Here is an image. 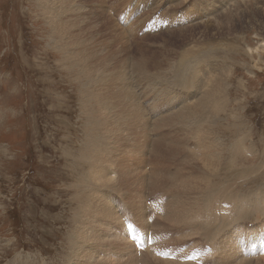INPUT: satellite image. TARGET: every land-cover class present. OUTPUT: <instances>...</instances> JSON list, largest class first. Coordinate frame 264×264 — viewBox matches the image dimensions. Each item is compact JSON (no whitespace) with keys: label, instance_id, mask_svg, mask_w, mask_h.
Returning <instances> with one entry per match:
<instances>
[{"label":"rangeland","instance_id":"1","mask_svg":"<svg viewBox=\"0 0 264 264\" xmlns=\"http://www.w3.org/2000/svg\"><path fill=\"white\" fill-rule=\"evenodd\" d=\"M186 56L199 60H190L194 62V68L189 67L193 68L190 82L196 83L189 85L179 79ZM82 65H96L99 70L119 65L116 74L124 68V85L140 106L137 113L142 114L143 123L132 114L119 120L121 114L103 106L99 102L102 85L94 77L91 85L80 71ZM197 73L200 78L195 77ZM220 74H225L223 82L217 77ZM210 86L222 89L215 96L221 103L218 111L211 106L216 117L209 111L206 117L196 115L185 130L184 123L168 121L198 101ZM202 123L212 127L210 140L215 137L223 151L215 188L227 185L231 196L249 195L257 187L264 190V0H0V264H70L74 250L78 254L74 262L86 264L84 258L94 246L90 232L98 221L96 196L90 194L100 190L122 202V194L132 190L121 184L123 191L112 186L113 193L96 177L92 190L87 178L92 154L95 157L96 151H103L113 163L121 161L120 157L126 161L148 157L146 197L158 198L156 194H162L166 185L152 193L155 178L150 176V167L157 166L159 147L182 141L191 148L195 141L188 134ZM141 146L143 153L134 152ZM238 152L239 159H235ZM178 159L167 169L174 168L171 172L182 177L197 174L198 166L187 164L188 168ZM250 168L252 173L247 174ZM258 216H247V222ZM86 217L91 222L88 227ZM260 224L252 228L264 231ZM184 232L177 231L174 238ZM102 239L101 260L117 264L118 245L107 235ZM83 243V248L87 246L82 251ZM258 246L256 251H261L260 242ZM258 257L255 254L256 260L250 262L264 264Z\"/></svg>","mask_w":264,"mask_h":264},{"label":"bare ground","instance_id":"2","mask_svg":"<svg viewBox=\"0 0 264 264\" xmlns=\"http://www.w3.org/2000/svg\"><path fill=\"white\" fill-rule=\"evenodd\" d=\"M67 10H68V7H67ZM217 19L218 21L217 20L215 21L216 23L218 22L219 24L220 19L219 18ZM211 24L215 25L213 22ZM194 58L197 59L195 62L199 61L197 56L193 57V60ZM191 59L188 60L186 56V60H184L186 66H184V62H183L182 68L180 67L181 77L179 79L183 85L193 84L192 82H194V81L190 82V76L193 75L192 70L194 68L192 65L194 62L191 63L193 61ZM121 61L125 62V58L121 59ZM199 63H196V64L198 65ZM118 66L119 65L117 66L115 65L114 67L110 68V65H105L103 66V70H99V68L96 65H82L80 68V71L86 73V75L88 76V81L90 80L89 82L92 83L91 85H93V82L95 81V80L93 81V77L94 79L97 78L96 80L98 84H101L102 85L101 88L103 89L102 93L99 94V102H101L103 106L110 108L115 113L121 114V116L123 117L120 118L119 120L121 119L124 120L125 119L124 117H126V115L132 114L134 117V120L140 119L141 123H143L144 119L141 116L142 114H138L140 113L139 111L141 108L138 105V103H136V101L134 102V98H133L134 96L132 95L131 92L127 91V87H125L126 84H125V78L123 75V72H125L123 71L124 68L123 69L121 68V70L119 69L120 71H118L117 74L115 73ZM178 66L179 65L177 63L176 65L177 69H178ZM190 66L193 67L191 70L189 68ZM200 67H202L201 64H200ZM197 68L198 67H196L195 69ZM219 69H221V67ZM217 71L219 70L217 69ZM224 72L225 71H222L221 73H224ZM227 72H230V70ZM175 74L176 76L179 75L178 72ZM147 75L148 74H146V76ZM197 75L198 73L195 74V77H198ZM223 75L225 74H220L219 76L217 75L215 76L220 78V81H221V78H225V76ZM215 85L216 83L214 84V86ZM196 86L199 87V84H196ZM214 86H210L207 89L205 95L201 96V98L198 101L194 103L191 102L190 105L187 104V106H185L181 110H178V111L176 110L177 112L175 114H172L171 118H169L168 121H171L173 119V120L178 121L180 124L184 123L182 127L183 129L185 128L186 123H188L189 125V122H190V125H192V123L195 122V121L192 122V119L197 118L196 115L202 114L203 116L206 117L207 116L206 113L209 111V114L216 117L213 114V111H212L213 109L211 106H213L214 109L218 111V108L216 106H219L221 103L215 101V96L220 94V92L222 94V91H221L222 89L214 88ZM213 88L215 90H213ZM192 89L193 88H191V91ZM200 90L198 92H200ZM145 119L149 120V118H145ZM107 122L108 123L112 122V118L107 117ZM213 125L211 123V126ZM208 126L210 125L207 123H202V127L199 126L195 129H192L193 128L192 127L191 128L192 130L189 129L191 131L190 134H188L185 131V134L187 133L188 135H190V137L193 138L192 141L193 140L195 141L194 143H192L191 140L190 141L188 140L189 142H191L190 143L191 148L188 147V145H186L187 147H185V145L182 143L181 140H180L181 143L178 145H170V146L164 145V146H167V148L166 147L163 148L162 146L159 147L161 150L158 152L157 157L154 155L156 157L157 166H154V168L150 167V170H151L150 176L152 177V179L155 178V180H152L153 182V192L152 193L156 191H160L159 187L166 185L161 188V190H163L162 194H160L161 192L160 193L158 192V195L156 194L158 198L155 197L152 199H148L146 197V191H147L146 183L149 180L147 177L149 174H147V172L145 171V168L146 166H149L147 163L148 157L144 156V158H142L141 161H139L140 158H136V160L128 159L126 161L124 160V158L119 156L121 158V161L116 160L113 163L112 161L106 159V156H104L103 151L101 152L96 151L94 154L95 157H93V154H92L90 158V161L92 163L89 167V170L87 169L88 170L87 174H89L87 178L92 182L91 183L92 190H93V178L94 177H96V179L100 181L102 185L104 184L105 185L104 188L108 189L109 191L113 190L112 186L116 189V186L120 187L121 184H125V187L127 186L128 188L132 190L122 194L125 196L123 198L124 200L122 199L124 202L123 201L120 202L119 200H112L111 198L107 197V194L106 195L101 194L100 190L98 192H92V194H90L94 197L96 196L95 198L96 200L94 199L93 200L96 202L95 203L96 210L99 208V211L97 212L96 210H94L95 204L93 205L94 207L93 210L95 213L94 216L99 221L98 222L95 218V220L97 221V225L95 223L93 224H95L96 226H99L100 229L101 228H104V229L103 230L99 229V231H97L96 226H93L94 227L93 230L90 228L93 231V232L91 231L90 233L91 234L93 233L92 245L94 246H92L93 249L90 248L92 251L91 255H89L88 258H84V259H87L86 264H107L106 259L103 258L104 260H101L100 258V254H101L100 250H103L102 245L104 243L102 237L105 235L108 236V238L110 239L109 241L112 240L114 243L116 242V244L118 245V247L116 248L118 249L117 254L119 255V260H117L118 261L117 264H252V262L250 261L253 260L254 255L257 253H259V257L257 261L258 260L264 261V255H263L264 254V231L262 227H260V230L252 228L259 223H261L260 225L264 224V218L263 220L260 219L261 217H264V190H258L259 188L257 187L258 191L257 190L256 192L253 191L254 193H249V195L242 196V195L237 194V195L231 196V193L226 188L227 185H225V187L222 186V187L215 188L214 182H215V178H217L216 175H217L218 170L221 169L220 165L222 162L221 157H222L223 151L217 147L218 140L217 139H216L217 141L214 140L215 137H213V139L210 140V136L212 134L214 135V133L211 131L212 127L207 128ZM140 127L145 128V126H140ZM108 129L106 127V132L108 131ZM128 129L130 130L131 128L129 127ZM182 129L180 128L179 130L178 129L176 130L179 132ZM185 129H187V127ZM129 130L126 133L129 134ZM147 130H148V123L146 124V131ZM178 132L176 133L178 134ZM122 136L120 140L123 139ZM103 139L105 140V136H103ZM169 140H167V142H169ZM105 141L103 143H105ZM185 141L187 140L185 139ZM131 142L133 143V141ZM133 144H135V142ZM181 144H183L184 146H182ZM232 148H233V145H232ZM142 150L144 151L145 148H142L141 146L140 149H136L134 150V152L143 153ZM236 150L240 151L239 148H237ZM109 154H112V153H109ZM172 154L174 156H172ZM240 154L241 153L239 152L236 153L235 159L237 158L239 159ZM181 157H183L181 159L182 161L178 159ZM176 159H178L177 161L180 160L182 162V164L179 163L180 165H186L188 167L187 164H189L190 166L191 164H195V166H198L200 170L199 169L196 170L197 174H193V175L190 174V176H186V177H182L181 174L177 175V172H174V173L171 172L172 170H174V168L171 170L167 169V167L170 166L169 163H171L173 160L176 161ZM152 160L153 159H151V164L153 165L154 163H152ZM109 161L112 163H109ZM102 162H106L109 168H106V166L103 165ZM172 166H175V165H172ZM138 169L140 170V172H138ZM252 170L251 168L248 169L247 174H251ZM138 173H140L141 175H138ZM164 174H167V176ZM258 174L260 173L258 172L255 175H258ZM133 179H136L134 181L137 182L136 183L137 187L133 185L135 183V182L132 183ZM121 188L122 187H120V189ZM105 189H103V192L106 191ZM116 190H119V189H116ZM116 190H113L114 191L113 193H115ZM204 194H209V198L204 199L203 198ZM172 206L174 207L172 208ZM84 208L87 209L86 207ZM90 215H93V214H90ZM249 215L250 216L259 215V216L256 217L255 219H249L251 221V223H249L247 222L248 220L247 216ZM93 219L91 221H93ZM86 220H87V217H86ZM89 221L87 220L86 222L87 227H88V224L91 223V222L89 223ZM84 223H85V220H84ZM127 225L133 228V231H134L133 236L129 235V231L127 230ZM86 226L83 225V227L85 228ZM249 227L252 228L253 230L249 231ZM186 229H188L189 232H184ZM95 230L97 232H95ZM158 230L165 232V233H162V232L159 233ZM79 231H81V228L79 229ZM100 231L102 233V236L100 234ZM177 231L184 232V233L182 234V236L174 238L173 234L176 233ZM261 231L263 233L262 235H259ZM84 232L82 229V233L86 234V232L85 233ZM135 236H137L138 238L140 237L143 238L142 243L140 244L141 250L137 248L136 246L138 238H134ZM258 242H260L262 245L261 251H256V249L259 247ZM84 245L85 244L83 243L79 247L83 248ZM110 245L114 246L112 242L110 243ZM84 248L82 249V251L84 250ZM88 249H89V246H88ZM236 249L238 250V254H236V252L234 253ZM93 252H94V256H93ZM158 253H167L170 258H162L161 255H158ZM82 254L84 255V253ZM77 255H76V251L74 250L73 260L70 264H76L74 260H75V257H77ZM83 255L82 257H85ZM171 257H174V258H171ZM189 257H194V258L189 259ZM110 260L108 261L111 262ZM79 261L81 262V260Z\"/></svg>","mask_w":264,"mask_h":264},{"label":"snow or ice","instance_id":"3","mask_svg":"<svg viewBox=\"0 0 264 264\" xmlns=\"http://www.w3.org/2000/svg\"><path fill=\"white\" fill-rule=\"evenodd\" d=\"M129 227H131V226H129ZM158 255H161L162 258H170L167 253H158ZM171 258H174V257H171ZM193 258L194 257H189V259H193Z\"/></svg>","mask_w":264,"mask_h":264}]
</instances>
